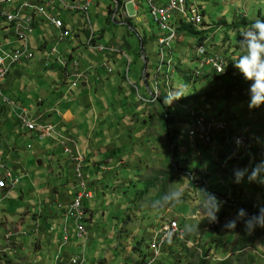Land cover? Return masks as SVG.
I'll return each mask as SVG.
<instances>
[{"label": "rangeland", "instance_id": "rangeland-1", "mask_svg": "<svg viewBox=\"0 0 264 264\" xmlns=\"http://www.w3.org/2000/svg\"><path fill=\"white\" fill-rule=\"evenodd\" d=\"M196 1L204 10L203 17L206 22L204 27L205 30H208H206L203 43L207 46L208 53H218L227 61V72L217 74L222 75V78L219 79V85L222 83L226 84V86L223 85L221 88L219 95L229 97L224 100L225 102L221 101L219 103V106L224 109V113L211 112L213 110L212 104L203 105L196 102L194 105H189L188 103H180L182 93L186 94L187 91L196 92V88L199 90L202 88L214 90L218 86L214 77L207 75L216 73L210 66L202 65L201 60L203 57L197 55L195 46L201 44V42H197L196 36H185L183 32H180L179 39L173 43L176 44V56L174 57L175 64L171 73L165 74L166 66L163 74L158 73L156 68L160 65L163 55L157 36L162 35L163 32L155 21L150 18L145 1L122 0L121 5L118 6L116 0H91L88 12L89 23L93 32L100 36L98 39L100 43L97 39L96 41L92 39V41H94L93 43L97 42L101 46L114 42L121 51L124 50L120 54L122 57L119 56L123 61L122 70H124L123 78L125 80V82L120 80L124 85L122 89L126 92L129 90L132 92V88H134L136 91V93L132 92L133 100L130 103V108L122 109L121 111L116 108L117 113L120 112L121 116L123 115V119L127 117L125 119L126 123H119V126L121 124L124 131L128 129L124 137L128 147L124 154L128 158L131 156L130 148H133V141L129 137L133 118L136 120L140 116V125L135 123V131L138 134L135 135L133 143L135 144L134 147L138 146L139 148L135 149L134 161L129 162L128 167H121L116 171L123 178L129 176L128 182L119 186L111 180L105 183L108 186L107 189H110L107 191L106 196L103 194L105 189L103 190L102 187L99 191L93 189L95 197L93 194L94 198L91 202L94 204L92 205L94 215L86 223L89 231V238L86 241L88 264H94L98 261L99 264H134L138 260V254L134 252L133 248L137 246L143 237L150 239L152 230L154 229L155 232L160 220L164 221L163 225H166L168 220L177 221L186 233V241H180L177 245L174 242L171 249L169 248L172 256L163 260L165 264H203V259H206V264H264V215L260 217V222L256 223L252 228L246 223L241 228H237L234 220L239 221L243 213L236 210V208H231V204H237L234 200L255 203L256 207H260L261 201H264L262 194L264 182L260 180V175L257 174L260 164L253 168V164L243 167L237 162L234 163L233 167L227 165L229 170H225L222 164L232 157L227 155L230 150L228 145L223 143L221 136L216 137L211 144H201L197 140L194 143L188 137L190 110L191 108L202 106L207 108L210 113L216 115V118L227 119L237 132L248 129V134L251 138L255 137L258 145L261 146L264 159V119H260L256 126L257 118H260V114L264 115V38H258L254 42L248 41L235 50L233 46L239 43L240 33L238 30L228 26L234 22L260 21L264 18V0ZM110 8L113 10L110 16L112 21L114 19L117 20L114 21L115 24L106 21ZM120 12L127 13L123 21L116 18L117 13L119 14ZM66 16L71 19V26H73L74 31L80 30L82 34H79V38H77L72 33V29L68 28V31H71L73 35L68 33L67 38L58 46L55 38L50 50L47 49L44 53L54 52V48L56 49V54L53 53L54 57L57 59V52L62 57L59 50L60 46L71 39L72 43L79 45L77 48L79 57H86V53H90L88 51L104 54L98 53L100 51L91 44H88V46L94 51L85 48V45L87 46L86 42L88 43L89 40L90 31L89 23L85 17L79 13H72ZM127 16L131 19L127 18ZM137 17L140 18L139 22L135 19ZM61 20L64 22L63 16ZM127 21H130L134 28L129 27ZM126 28L133 36L128 35ZM195 29L199 30L198 28ZM245 29L240 27L242 32ZM34 32L35 30L30 35L31 49H33L31 41ZM248 32L250 37L251 34L255 33V30L249 29ZM50 36V40H52V35L50 34ZM225 36L230 38L226 41L227 43L222 42ZM143 37L148 39L145 46L146 53L150 59L147 70L145 67L142 68L141 61L134 59V55L128 54L122 48L123 44L134 46L137 40H139V44L142 43L140 38ZM46 39L48 40L49 38ZM230 41L233 46L230 47V50L225 51V44L227 49L230 46ZM54 46L57 47L55 48ZM33 50L35 57L32 61H39L41 55L37 56V51ZM232 50L235 51L232 52ZM8 52H12V50H8ZM144 55L146 56L145 53ZM231 56L236 57L232 67H230L229 63V57ZM166 57L169 58V54L166 53ZM126 58L131 63V68L128 67L127 69ZM198 58H201V60L199 61ZM62 60L68 63L67 58L62 57ZM69 62L70 65L71 62H76L79 67L77 60H70ZM48 66L49 64L46 67ZM115 68L121 69L118 64L115 65ZM127 70L129 71L128 73ZM147 71H149L148 76ZM191 72L194 78L200 79L198 82L199 86L195 82L192 85L188 84L187 77ZM141 77H143L144 81L147 80L149 84L154 85V90L157 88L159 96L155 100L153 93L150 99L142 97L146 92L140 84L144 82ZM144 83L146 87L149 86L147 82ZM120 91L121 86L118 91L121 97ZM163 91L172 99L169 101L164 100L162 97ZM229 100H231L230 103L233 101L232 106L225 105ZM163 102H165L169 110H172L170 114H178L177 119L175 121L171 119L168 125L173 137V143L177 144L180 137L181 144L178 156L181 159L185 156L188 158L185 165L190 170L192 169L194 173L197 170L196 167L201 168L196 171L197 175L195 174L194 180H198V184L203 181L211 188H216L217 184H219V187L222 186V191H225V189L229 190L227 197L230 203H226L229 206L227 205L226 207L228 208H225L229 214L224 217L222 223L220 222L221 228L218 231L212 229V225L218 223L214 215L217 209L208 205L209 196L202 192L201 187L197 183L195 187L190 185V172V174L179 175L180 178L174 177V181L171 179L169 184L172 183L169 189L171 188L170 191L177 193L176 185H179L177 194L182 192L185 197H188L189 192L187 189L190 187L191 191L198 192L197 197L184 201L178 200L171 203V205L163 200L167 189V180L162 179V173L165 171H168V173L172 172L168 165L170 141L161 121V104ZM213 102H218V99L213 100ZM141 105L145 108L142 110L141 115L135 117L133 113L137 114ZM228 107L231 108L228 109ZM144 113L147 114L144 116ZM235 113L237 115H234ZM247 125L249 127L245 128ZM143 126L145 127L143 128ZM175 129L178 130L179 137L175 136ZM126 161L128 162V159ZM169 162L174 164L173 156L169 158ZM206 173L210 175L207 179L203 176ZM5 174L6 172H2L0 178L5 176ZM235 186H237L236 192L234 191ZM232 189L235 192V196H232ZM256 190L258 194L254 197ZM137 194L142 196L136 198ZM19 202L21 201L15 199L14 195L11 200L1 201V211L3 210V213L8 216L9 223H16L20 217L21 213H19V210L23 207H21ZM85 208L88 215L89 209H87V206ZM229 217H232V221L228 224ZM70 227L75 230L71 223ZM63 234L65 236L70 234L67 227H65ZM75 239L76 243L79 244V252L72 254L71 259L82 251L84 244L82 238L75 236ZM4 243L6 245L5 238ZM181 243L187 244L188 248H185ZM32 253V247H27L25 255L31 262H33ZM56 256L61 257L60 260L63 262L64 258L60 253L58 255L56 247L47 248L42 259L45 264H56ZM71 259L70 263L67 264H71Z\"/></svg>", "mask_w": 264, "mask_h": 264}, {"label": "crops", "instance_id": "crops-1", "mask_svg": "<svg viewBox=\"0 0 264 264\" xmlns=\"http://www.w3.org/2000/svg\"><path fill=\"white\" fill-rule=\"evenodd\" d=\"M22 1L24 0H18V3ZM43 2L44 0H29L31 4ZM22 14L29 16L30 13L22 11ZM126 14L117 13L116 18L123 21ZM66 15L71 14L60 11L59 16L60 18L63 16L66 29H72V33L79 38L82 31L75 32L71 26V19ZM32 16V32L34 30L35 32L31 45L35 52L37 51V56L41 55V57L39 61L34 60L14 66L2 84V93L16 105L17 109L14 111L26 108L31 118L41 115L42 121L57 128L59 134L72 138L76 143L72 146L73 150L87 159L85 171L91 189L99 191L102 187L106 196L110 189H107L105 183L111 180L119 186L128 182L129 176L123 178L116 171L121 167H128V163L134 161L135 149L139 148L134 147L133 143L135 135L138 134L135 126L137 123L140 125V116H137L142 114L145 107L141 105L135 115L136 120L133 118L131 135H129L130 140L133 141V148H130L131 156L128 158L124 154L128 150L124 139L128 129L124 131L121 126L126 123L127 117L123 119V115L117 113L116 108L119 111L130 108L134 91L126 92L122 89L124 85L120 80L125 82L122 55L112 56L92 52L86 53V57H79L77 50L79 45L69 39L60 46V53L63 58L68 59L69 65L70 60H77L79 71L83 75V80L72 87L75 81L68 75L71 67L68 71H63L55 63L54 56L49 66H44L42 60L44 52L50 50L54 44L55 35L50 27L41 22L40 17ZM127 18L131 19L128 16ZM135 19L140 21L138 17ZM69 32L71 34V31ZM0 45L5 51L14 50L20 45L16 42L12 26L3 19H0ZM106 45L116 46L114 42ZM108 61L111 72L104 68L105 62ZM117 64L121 69L115 68ZM120 86L121 97L118 94ZM153 86L151 83L148 87L145 85L149 96L153 93ZM146 114L144 113V116ZM0 139V172L7 169L15 178L20 179L17 185L1 192L0 198L2 201L11 200L14 195L15 199L22 202L19 203L23 207L19 210L21 214L16 223H9L8 216L3 210L1 211L0 264H45L42 256L47 248L52 247H56L58 255L60 253L64 258L61 262L56 256V264L70 263L72 254L79 252L75 230L70 227V223L73 227L70 205L77 191L72 161L54 139H39L33 132L21 128L13 109L1 102ZM93 193L95 197L94 190ZM92 205L94 204L91 201L85 205L89 209V219L94 215ZM65 227L70 231L67 243H64ZM52 228L55 232H52ZM9 232H16L17 236L14 237L10 250L3 252L6 248L4 238ZM172 245L169 244L168 247L171 249ZM27 247H32L33 262L25 255Z\"/></svg>", "mask_w": 264, "mask_h": 264}, {"label": "trees", "instance_id": "trees-1", "mask_svg": "<svg viewBox=\"0 0 264 264\" xmlns=\"http://www.w3.org/2000/svg\"><path fill=\"white\" fill-rule=\"evenodd\" d=\"M116 1H117L118 6H120L121 3H122V0H116ZM112 12H113V10L110 8L109 11H108V16H107L106 21L109 22V23L112 22V23L115 24L114 21H117V20L114 19V21H112V19L110 17ZM127 23L129 24V27L134 28L133 24L130 21H127ZM228 26H230L233 29L239 31V33H240V35H239V43H241V44L238 43L236 46H233L232 42L230 41L229 42L230 46L227 49H226V44H225V51H227L228 49L230 50L231 46H233L234 49L236 50V49H238V47H240L241 45L247 43L248 41L254 42L258 38H264V18H262L260 21H244L243 23L234 22V23L229 24ZM240 27L246 28L245 31L244 32L240 31ZM249 29L255 30V33L251 34L250 37H249V32H248ZM178 31L179 32H183L185 34V36H196L197 37V42H199V43L200 42L203 43V39H204L205 33H206V32H204L202 30H196L193 26H187V25H180L178 27ZM127 33H128L129 36H133L129 32V30H128ZM99 38H100V36H97V40ZM229 39L230 38L228 36H225L223 38L222 42L227 43L226 41H228ZM147 40L148 39L146 37L140 38V41L142 42V45H143V52L146 54V60L148 61V66H149L150 59L148 58V55H147L146 50H145V46L147 44ZM139 46H140L139 40H137V41H135V45L134 46L131 47L129 45H126V44L124 45L123 44L122 48L125 49V51L128 54L134 55L133 56L134 59H136L138 61H141L142 62V68H144L145 64H144L143 59H142V54H140ZM222 49H223V47H222ZM235 50H232V52H234ZM90 53H92V52H90ZM233 56L229 57L230 67L233 66L234 60H236V57H233ZM62 70L65 71L64 69H62ZM232 70H233V68H232ZM148 74H149V71H147V76H148ZM207 75L208 76H213L215 81H217L216 85H218V86L215 87L214 90L200 87L202 89L199 90L198 88H196V92H188L187 91L186 94L182 93L183 95H182V99L180 100V103H186V104L188 103L189 105H194V104H196V102L200 103V104H203V105L212 104L213 105V110L211 112H214V113L216 112L217 113V111H218L219 113H224V109H222L219 106V103L221 101L225 102L224 100H226V98L228 99L229 97H226V96H223V95H219L221 93V88L223 87V85L226 86V84H224V83L219 85V79L222 78V75H217V74H207ZM141 78L144 81L143 77H141ZM5 79H4V81H5ZM199 81H200V79H198L196 77L195 78L193 77V73L192 72L187 77V82H188L189 85H192V83L195 82L199 86V83H198ZM3 82H2V84H3ZM144 82L149 83L147 80L144 81ZM144 82H142L140 84L144 88L145 92H147V90L145 89V85H144L145 83ZM132 90L136 93L134 88H132ZM142 97H144V98L149 97V94L145 93ZM162 97H163L164 100L166 99L168 101L170 99H172V98H169L167 96L165 91H163ZM216 99H218V102H213V100H216ZM231 100H229L228 103H225V105L232 106L233 105V101L230 103ZM229 108H231V107H228V109ZM245 108H246V105H245ZM161 109H162L161 110V117H162L161 121L163 123L164 130L166 129V131H167L168 138H169V141H170V143H169L168 165H169V169L172 170L171 173H168V171H165V172L162 173L163 174L162 179L163 180H167V189H166L165 195L163 197V200L168 202L169 205H171V203H174V202H176L178 200L179 201H184V200H188L190 198H195L198 195V192L197 191H191L190 187H188V189H187V191L189 192L188 197H185L182 192L177 194L178 190H179V185H176L177 193H174V191H170L171 188L169 189V187H170V184L172 182L170 184H169V182L171 181V179L174 181V177H179V175H184V174H187V173L190 172L191 174L189 173L190 174L189 183H190L191 186L195 187L196 183L198 184V180H194V177H195V174L197 175L196 171H199V169H201V168L196 167L197 170L194 173L192 169L190 170L189 167L185 165V163L187 162L188 158L185 156L184 158L181 159V157L178 156V154H179L178 150H179L180 144H181L178 130L175 129V131H174L175 132V136L179 137L178 138L179 142L177 144H175V143H173V137H172L171 131H170L169 127H168L169 121L171 119H173V121H175L177 119L178 114L177 113L176 114L175 113L174 114H170V113H172L171 112L172 110H169V108L164 103L161 104ZM240 109H242V108H240ZM133 115H136V113H133ZM234 115H237V113H235ZM260 119L261 120L264 119V115L260 114V118L259 117L257 118L256 126H257L258 121ZM246 127H249V126L247 125V126H245V128ZM250 130H251V128H250ZM250 139H251L252 145L249 147V150H248V152L245 155L239 156V158H237V159L236 158H228L226 160V162H224L222 165H223L225 170H229L227 165L233 167L235 165L234 163H237V162H239L243 167L246 166V165H249V164H253V166H254L253 168H256L260 164L259 171H257V174L260 175V180L262 182H264V159H263L262 150H261L262 148H261V146L258 145L255 137H252ZM243 152H244V148L241 149V153H243ZM172 156L174 157V164L175 165L172 162H169V158H171ZM236 171H238V170H236ZM203 176H204L205 179L210 177V175L208 173L203 174ZM198 185H199V187H201L202 192H204V194H207L209 196L208 205L210 207H215L217 209V211H216V213H214V215L216 217L215 220L218 223L213 224L212 225V229L218 231L221 228L220 225L223 222L224 217L229 214L226 211V209H225V208H228V207H226L228 205L226 203H230V200L227 197V194H228L229 190L225 189V191H222V186L219 187V184H217L216 188H211V187L207 186L203 181L201 183H199ZM230 190H231V188H230ZM257 190L254 192V197H256L257 194H258ZM234 191L235 192L237 191V186H235V190ZM235 192H233V189H232V196H235ZM193 193H195V195H193ZM262 194H263V198H264V189L262 191ZM139 196H142V195L141 194H137L136 198L139 197ZM234 202L237 203V204H235V205L231 204V208H236V210H239L240 212L243 213V216H242L241 219H239V221L238 220L237 221L234 220V223L236 224L237 228H241L242 226L245 225V223L248 224L252 228V227L255 226L256 223L260 222V217L262 215H264V201H261L260 207H256L255 203H251V202H241V201H236V200H234ZM231 208H229V209H231ZM231 210H233V209H231ZM231 221H232V217H229L228 224L231 223ZM180 228L183 229L181 227V225H180ZM153 233H154V229L151 232L152 236L150 237V239H147L146 237H143L138 242L137 246H135L133 248L134 252H136L138 254V260L134 264L146 263L147 261H149L154 256V252H153V249H152ZM185 237H186V233H185ZM168 243L171 244V241L168 242ZM176 243H178V242H176ZM181 244H183L185 248H188L187 244H185V243H181ZM171 256H172L171 250H169V247H166V248H164V250H162V252L160 253V256L158 257V261H156L154 264H165L163 260L165 258H171ZM203 264H206V259L205 260L203 259Z\"/></svg>", "mask_w": 264, "mask_h": 264}, {"label": "built area", "instance_id": "built-area-1", "mask_svg": "<svg viewBox=\"0 0 264 264\" xmlns=\"http://www.w3.org/2000/svg\"><path fill=\"white\" fill-rule=\"evenodd\" d=\"M6 5L13 3L14 0H3ZM149 3V7L151 9V14L154 17L156 24L159 29L162 30V35L157 36V40L167 43L168 50L172 48L171 44H173V39L175 38L178 31V26L180 24L192 25L196 28L200 27V24L203 23V13H201V5L197 3L196 0H166L165 3L162 0H147ZM90 4V0H84L81 2H69L68 0H57V7L67 11L69 13L74 12H82L85 13L88 10ZM19 11H26L33 9L36 13L43 16L47 21L53 24L58 30L62 28V22L57 18V20L47 14L46 7L32 6L28 0L23 1L18 6ZM19 14V13H18ZM205 29V27H203ZM60 34L68 35L66 31L60 32ZM104 48L98 46L97 50L102 51ZM201 50H203V46H201ZM109 52L115 53L117 49L108 48ZM202 55V54H199ZM16 64L12 59L3 55L0 52V84L6 77L9 68ZM209 64V63H207ZM217 66L218 70L221 71L222 63L214 64ZM79 77V76H76ZM1 95V93H0ZM5 103L13 110L17 109L16 105L13 102H9L4 99ZM26 111L24 109H20V111L16 114L18 122L23 126L21 120L26 116ZM216 120V119H215ZM225 131H229V126L225 121L216 120ZM198 128H201L198 127ZM196 125H194L193 129L190 131V135H199L202 140L209 141L211 136L206 134L203 131H200ZM28 130L36 131L39 138L51 137L55 133V129L51 125H44L36 123V120H30V124L28 125ZM238 144L243 145L244 152L241 153V156L245 155L249 147L252 145L251 139L247 140V137L240 135L235 136V140L239 139ZM61 144L63 146L64 152L70 156H77L74 158H70L74 165V177L75 183L77 187V193L70 205V212L73 217V226L75 227V236L78 238H82L84 240L82 251L71 259V264H86V241L89 238L87 221L89 219L85 204L89 202L93 198V193L89 189V180L85 173L86 168V157L79 152H75L72 148L73 141L70 139L61 138ZM5 176L0 178V193L6 191L17 185L20 182L19 178H15L13 173L9 170H5ZM1 201L0 198V214H1ZM61 207V206H59ZM52 232H55V229L52 228ZM182 232L179 230L178 224L176 222H168L166 225L161 226L159 229L155 231L152 249L154 252V256L143 264H154L158 258L159 252L166 243L167 240L173 238L176 235H181ZM17 236L16 232H9L5 235L6 250H10L14 237ZM69 234L65 236L64 243L69 241ZM58 260L61 257H57Z\"/></svg>", "mask_w": 264, "mask_h": 264}, {"label": "bare ground", "instance_id": "bare-ground-1", "mask_svg": "<svg viewBox=\"0 0 264 264\" xmlns=\"http://www.w3.org/2000/svg\"><path fill=\"white\" fill-rule=\"evenodd\" d=\"M68 1L71 2V3H73V2L75 3V2H81V1H84V0H68ZM144 1H145L146 5H147V8H148L147 10H148V13L150 15V18H152L154 20V17L151 14V9L149 7L148 1L147 0H144ZM162 2L165 3L166 0H162ZM90 4H91V0H90ZM90 4H89V7H90ZM19 5L20 4L18 3V0H14L13 3L8 4V5H6L3 0H0V19H3L5 23H8V24H10L12 26V30H13V33L15 35L16 42L20 44L19 47L14 49V50H12V52H8V51L3 50L2 46L0 45V52L3 55L7 56L8 58L12 59L14 62H16V64H13L9 68V71H8L6 77L8 76L10 70L14 66H16L18 64H22L24 62L30 63L35 57L34 50L31 49V46H30V43H29V34H31V32H32V23H33V16L32 15L40 17L41 22L44 25H47L48 27H50L53 30V33H54L55 38H56V45L57 46L61 42H63L68 36V35L60 34V32L66 31L67 33H69V31L65 28L64 22L61 20V18L59 16L60 15V11H64V10L57 7V0H44L43 3L31 4V5L32 6H39V7H46L48 15L53 16L56 20L58 18L62 22V28L60 30H58L53 24H51L49 21H47L43 16L39 15L38 13H36L33 9L26 10V11H28L30 13L29 16H23L22 11H19V8H18ZM89 7H88V10L85 11V13L78 12V11L74 12V13H79V14L83 15L85 17L86 21L89 23V16H88ZM201 11H202L201 13L204 14V10L202 9V7H201ZM64 12L67 13V14H72V13H69L67 11H64ZM204 20L205 19L203 17V23L200 24V27H198V29L206 32V30H208V29L205 30L203 28L205 26V24H206V22ZM180 25H184V24H180ZM89 28H90L89 35H88L89 36L88 37L89 40H88V43L86 42V44H87L86 47L88 49H91V50L94 51V49H92L90 46H88V44L89 45L91 44L94 47H96L95 49H97L98 46L104 48L102 51H100L98 53L109 54V55H112V56H117L119 54H122V51L115 45L101 46L97 42L93 43L94 41H96L97 35L91 29L90 23H89ZM194 28H196V27H194ZM179 37H180V32H178L176 34L175 38L173 39V43L177 42ZM92 39L94 41H92ZM159 43L161 45L162 55L163 56H162V61L160 62V65L156 68L157 72L163 74L164 73V67L166 66L167 69H166V73L165 74H170L171 70H172V67L175 64L174 63V57L176 56V54H175V51H176L175 46H176V44H171L172 48H170L168 50L167 43H164V42H161V41H159ZM57 46H54V47L56 48ZM201 46H203V50H201ZM195 47H196L197 55L203 57L202 60H201V58H198L199 61L201 60V64L202 65L206 64L207 66H210L216 74H223V73L227 72V61H226V59L223 56L219 55L218 53H211V54L208 53V48H207V46L204 43L196 45ZM108 48L117 49V52H115V53L109 52ZM53 51L54 52H46L43 55L42 60L44 61V63H43L44 66H47V64H50L52 62V56H54V54H56V49L53 48ZM142 53H143L142 56H144V58L146 60V56L144 55V52H142ZM166 53L169 54V56H170L169 58L166 57ZM199 54H202V55H199ZM57 56L58 57H57L55 63H57V65L61 69H64L65 71H68V68L71 67V71L70 70L68 71V75L72 76L71 78H73L74 81L76 80L72 84V87L75 86V84L78 81L83 80V75L81 74V72H79V67H78L76 62H74V63L71 62V65L69 66L68 63L66 61H63L62 57H60V55H58V52H57ZM49 60H50V62H49ZM126 60H127V58H126ZM207 63H209V64H207ZM220 63H222V67H221L222 70L221 71H219L217 66L214 65V64H220ZM108 64H109V62H105L104 68L108 72H111L112 69L109 67ZM147 64H148V61H147ZM126 67H127V69H128V67L131 68V63L128 60L126 62ZM147 69H148V67L146 68V70ZM128 72L129 71L127 70V73ZM76 76H79V77H76ZM1 86H2V83L0 84V93H1L0 102L3 105H5L6 107H9L5 103L4 99H6L9 102H13V101H11L10 99H8V98L3 96ZM152 92L154 94V100H155L159 96V94L157 93L158 92L157 88L155 90L153 89ZM152 96L153 95L151 94V96H149V98L152 97ZM142 100L146 101L145 99H142ZM20 109H24L26 111L27 115L24 116L23 120H21L23 126L19 122L18 123L27 132H33L38 138H39V136L37 135L36 131H30V130L27 129L28 125L30 124V120H36V123H39V124L51 125L49 123L43 122L42 119H41V115H37L36 117H34V118L32 117L31 118L29 116V114L27 113V110L25 108H20ZM19 111H14L13 110V113H14L15 117H16V114ZM213 115L214 114L210 113L206 108H204L202 106H200L199 108H191V110H190V118L188 117V122H189L188 137H189V139L192 142H194V143L197 140L201 144H211V143L214 142L216 137L221 136V138L223 139V142L226 143L228 145V147H229L230 151L228 152V155L230 157H232V158H239V156H241V149L243 148V145L238 144L239 141H240V138L235 140V141H234V139H235V136L243 135V136L247 137L246 141H248L251 138V136L248 134V129H245L242 132H237L236 130L233 129L232 125L229 124L230 123L229 121H227L226 119L220 118V117L216 118L215 117L216 115H214V116ZM215 119L216 120L225 121L228 124V126H229V131H225L222 128H220V125L217 123V121ZM194 125H196L197 128L201 126V128H198V129L200 131L205 132L206 134H209L211 136V139L209 141L202 140L198 134L194 135V136H191L190 135V131L193 129ZM51 126L53 127V129H55V133L51 137L39 138V139H54L55 142L61 146L63 152H64V149H63V146L61 144V140H60L61 138L70 139V140L73 141V143H74L73 145L76 144L75 141L72 138L62 136L61 134H59L57 128H55L53 125H51ZM67 156H69V158L77 157V156H70V155H67ZM86 163H87V159H86ZM0 165H1V161H0ZM5 170H7V169H5ZM85 173H86V171H85ZM89 189L93 193V190L91 189V184H89ZM76 193H77V191H76ZM75 195H74V197H75ZM92 199L90 201H92ZM89 202H87V203H89ZM168 222H176L178 224L179 230L182 232V234L181 235H176L173 238L167 240L166 243L164 244V246L162 247V249L160 250L158 257L160 256V253L162 252V250H164V248L168 247V244H169L168 242L171 241V244H174L175 241L178 242V243L180 241H186L185 240V231L180 228L179 223L177 221H171V220H168L167 223ZM163 223H164V221L160 220L159 223L157 224L156 228H155V231L157 229H159L161 226H164ZM154 235H155V232H154ZM154 235H153L152 239H154ZM176 242H175V244H177ZM156 261H158V258H157Z\"/></svg>", "mask_w": 264, "mask_h": 264}, {"label": "water", "instance_id": "water-1", "mask_svg": "<svg viewBox=\"0 0 264 264\" xmlns=\"http://www.w3.org/2000/svg\"><path fill=\"white\" fill-rule=\"evenodd\" d=\"M142 46H143L142 43H140L139 50H140L141 54H143L142 53L143 52V47ZM142 57H143V61L145 63V68H147L148 67L147 61L145 60L144 56H142Z\"/></svg>", "mask_w": 264, "mask_h": 264}, {"label": "clouds", "instance_id": "clouds-1", "mask_svg": "<svg viewBox=\"0 0 264 264\" xmlns=\"http://www.w3.org/2000/svg\"><path fill=\"white\" fill-rule=\"evenodd\" d=\"M24 1H25V0H24ZM22 2H23V1H22ZM22 2H21V3H22ZM201 7H202V6H201ZM203 15H204V14H203ZM179 26H180V25H179ZM179 26H178V27H179ZM190 26H192V25H190ZM193 27H194V26H193Z\"/></svg>", "mask_w": 264, "mask_h": 264}]
</instances>
